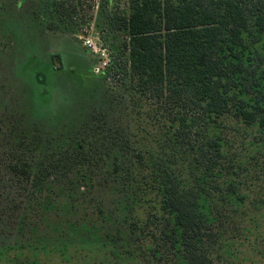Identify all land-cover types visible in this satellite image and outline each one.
<instances>
[{
  "label": "trees",
  "instance_id": "1",
  "mask_svg": "<svg viewBox=\"0 0 264 264\" xmlns=\"http://www.w3.org/2000/svg\"><path fill=\"white\" fill-rule=\"evenodd\" d=\"M65 2L0 0V264H238L264 238V0H104L113 57L74 78L41 57L90 20Z\"/></svg>",
  "mask_w": 264,
  "mask_h": 264
},
{
  "label": "rangeland",
  "instance_id": "2",
  "mask_svg": "<svg viewBox=\"0 0 264 264\" xmlns=\"http://www.w3.org/2000/svg\"><path fill=\"white\" fill-rule=\"evenodd\" d=\"M57 2H62L63 0H55ZM71 2L62 3L61 8H59L60 19H65L66 23H72L73 25H77L78 23H82V17H87V24H81V26L76 27L78 30L74 36L70 37V42H62L61 36H54L52 40L45 46L43 49V55L41 56L47 65L49 63L50 55H58V53L63 54L62 61L65 66H73L76 68L74 73L71 74V77L82 75L87 72L89 68H92V74L94 76H100L101 72L104 71L108 65L110 64V59L112 56V51L109 48V45L105 40V33L101 30H97L95 27V21L98 18V14L102 11L103 1L104 0H79L81 1V5L77 9V11L71 14L66 10V7H70L72 5L73 0H69ZM75 1V0H74ZM124 1V0H123ZM122 9L124 8V3L121 5ZM116 10L113 8L111 12H115ZM110 12V13H111ZM91 41V46L86 44V41ZM14 56L8 57L5 63V78L3 82L6 86V94L4 95L8 100L9 105H6L7 110H15V112L22 113L25 115L26 119L30 123V113L33 110V103L31 98V88L27 85L25 80H23L19 74H17V65ZM79 57V58H78ZM78 58V59H77ZM79 66V67H77ZM57 69V67H56ZM100 69V73L94 72L95 70ZM68 79L64 75H62L60 81L65 86L66 89H74L75 88V79ZM75 82V83H74ZM109 87V85H105V87ZM19 102V105L17 104ZM17 104V105H16ZM84 104L87 106H80L79 104L76 106V113L81 112L82 110L90 115H93V111L96 105L99 106L97 102L85 101ZM105 105V101H104ZM83 108V109H82ZM260 239L257 240L256 243L251 244L252 246H246L241 250L242 254L238 257V264H264V238L259 235ZM255 248V249H253ZM225 264H232L227 261ZM236 264V263H234Z\"/></svg>",
  "mask_w": 264,
  "mask_h": 264
},
{
  "label": "built area",
  "instance_id": "3",
  "mask_svg": "<svg viewBox=\"0 0 264 264\" xmlns=\"http://www.w3.org/2000/svg\"><path fill=\"white\" fill-rule=\"evenodd\" d=\"M86 44H87L88 46H91V47H92V45H91L92 43H91L90 40H87V41H86ZM94 72H96V73L99 72V73H100L101 71H100V69H98V70H95Z\"/></svg>",
  "mask_w": 264,
  "mask_h": 264
}]
</instances>
